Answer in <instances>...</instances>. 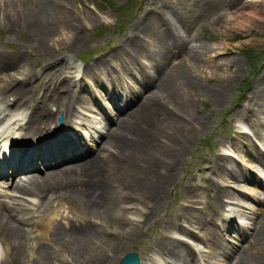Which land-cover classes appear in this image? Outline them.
Masks as SVG:
<instances>
[{"label": "bare ground", "instance_id": "bare-ground-1", "mask_svg": "<svg viewBox=\"0 0 264 264\" xmlns=\"http://www.w3.org/2000/svg\"><path fill=\"white\" fill-rule=\"evenodd\" d=\"M156 2L141 7L113 50L89 61L81 69L67 62V66L44 74L35 85L26 86L31 79V67L38 60L52 62L78 49L82 40L79 24L70 10L59 11L55 0H34L28 6L23 2L0 1V18L3 17L8 26L26 29L34 39L17 57L0 52V124L13 112L23 113L20 120L12 123L18 126L20 133L10 138L8 152H0V178L7 180V188L20 193L4 191L8 200H0V264H62L65 261L117 264L122 254L132 249H126L125 243L131 239L142 241L140 236L151 228L152 236L144 240L142 252L138 253L139 264H196L200 258L198 251L182 237L206 244L207 257L219 253L218 257L226 261L236 254L238 262L234 264L245 263L246 249L238 243L227 245L220 231L250 238L249 244L254 246L264 243V220L256 221L257 225L253 224L247 233L242 224L230 220L234 212L223 215V197L236 199L237 196L228 189V183L242 180L235 174L234 158L224 151L204 158L214 178L208 176L202 187L206 193L210 190L214 193L215 209L210 212L198 203L203 193L189 181L180 203L169 214H162L165 190L173 184L175 167L187 148L176 144L168 133L180 114L187 110L189 99L185 88L192 86L195 77L180 71L166 76L158 72L159 67L166 66V57L171 54V45L178 41V36L171 24L158 17L156 21L150 19L152 5ZM259 2L242 4L238 10L249 7L248 14L262 17L264 12L260 15L261 10L257 8L264 5ZM226 3L229 9L241 4L237 0ZM60 28L64 33L59 34ZM175 47L179 50L186 47L185 55L190 60L198 57L194 46L188 48L180 42ZM229 53L225 45L214 51L215 57L222 60L216 67H234L237 72L241 64L239 60H231ZM142 59L149 63V69ZM78 74L82 76L78 78ZM70 76L74 78L73 86L80 78L93 81L94 86L89 85V88L87 83L93 97L104 94L111 100L112 111L117 115L110 119L100 110L105 120L102 128L109 122L112 126L96 137L95 142H99L95 152L81 143L82 133L73 128L80 125L92 128V121L86 123L87 119H81L77 123L74 120L79 112L75 106L90 107L85 106L89 102L80 94L84 88L87 90L86 84L79 83L73 89L63 83L62 80ZM126 79L134 86H128ZM225 94L222 87L212 86L205 95L215 107L221 104ZM119 97H123L122 104L116 106ZM52 106L54 111H51ZM262 111L264 115V64L255 76L242 109L232 110L233 121L247 120L249 126H255L250 135L264 146V116L259 117ZM59 115L61 122L56 119ZM232 130L234 132L235 126ZM243 140H248V133L240 131L233 142L229 140L227 144L232 148ZM245 156L255 169L252 179L256 187L264 193V178L256 175L258 171L264 173V152L253 143L252 149L245 150ZM64 163L69 164L62 166ZM29 169L37 172L24 174ZM216 177L219 179L214 182ZM22 195L29 197L27 202L31 204H25ZM70 196L83 204L76 213L79 219L67 216L68 221L63 226L62 221H56L54 209V216L44 219L51 200ZM251 198L264 206V196ZM129 208L138 212L140 219L127 217ZM108 210L117 216L106 218ZM25 213L36 214L37 222L32 215L24 218ZM259 213L263 216L264 208L260 207ZM102 222L105 225L100 228ZM24 224H31L33 231ZM194 226L202 233H196Z\"/></svg>", "mask_w": 264, "mask_h": 264}, {"label": "rangeland", "instance_id": "rangeland-1", "mask_svg": "<svg viewBox=\"0 0 264 264\" xmlns=\"http://www.w3.org/2000/svg\"><path fill=\"white\" fill-rule=\"evenodd\" d=\"M0 1L3 2L4 0ZM10 1L18 3L23 2L24 5L28 6L30 2L34 0ZM152 1L157 2L153 4L154 6L152 5L151 14L153 17L150 19L156 21L158 17L162 22L164 21L171 24L174 26L175 33L178 36V41L171 45L173 49L171 54H168L166 57V66L159 67L158 72L166 76L167 74L172 75L176 74V71H180L187 76L195 77L193 78L192 86L185 88V94L189 99L187 110L183 112V114H180L173 130L168 133L169 137L173 139L176 144L186 145L187 148L175 167L173 184L165 190L166 202L163 205L162 214H169L180 203L185 194L184 186L189 183V181L194 184V188L199 189L203 193L200 199H198V203L204 205L210 212L213 208L215 209L216 198L214 197V193L211 190L206 193L202 187V185H206L204 180L207 179L208 176L214 178L207 170L208 166L207 163L204 162V158L215 157V154L224 151L234 158L233 165H238H236V167L233 166L235 174L242 180H233L232 183H228V189L237 196H235L236 199L223 197V215L225 216V213L230 215V213L234 212L230 220H234L238 225L242 224V229L248 233L252 229L253 224L257 225L256 221L264 220V215L261 216L259 213V208H264V206H261L251 198V196H260L261 198L264 196V193L258 190L255 185V180L252 179L253 174L255 175V169L252 166L250 158L245 156V150L252 149V144L254 143L256 147L264 152V146L250 135L251 128L255 126H249L247 120H243L242 123L233 121L234 116L232 110L242 109L245 104V99L248 96V91L252 88L255 76L264 64V15L259 17V15H253V13H251V15L248 14L247 12L251 10L248 9L249 7L241 11L238 10L240 7L242 8V4L252 3L254 0H237L238 2L240 1L241 4L231 9L226 6V1L232 2L234 0H55V2H57L55 5L59 11L69 12L70 10V13L74 15L79 24L78 29L82 40L79 42L78 49L70 53L68 55L69 57L62 56L52 62L38 60L36 64L31 67L32 72L29 76L31 79L27 81L26 86L35 85L40 82L44 74L60 66H67V62H73V64L77 66L76 68L81 69L83 66L87 65L89 61L95 60L109 50L116 48L118 40L124 35L127 27L134 21L139 11L142 9L141 7L146 3H152ZM259 1L264 5V0ZM257 9L261 10L260 15H262L264 6L258 7ZM229 11L233 13L229 15ZM156 26L158 28V24H156L155 27ZM60 33L62 34L64 31L62 30L59 34ZM62 36L65 35L63 34ZM180 42H184L188 48L194 46V49L196 48L197 50L198 57L190 60L185 55L186 47L182 50L175 47L177 44L179 45ZM33 43L34 39L31 38V35L26 29H20L17 26L11 25L8 26L5 20H3V17L0 18L1 53H7L9 56L17 57L21 49H28ZM222 45H225L230 50L227 56H229L231 60H239L241 68H239L237 72L234 71V67L229 69L216 67V63L222 60L215 57L214 51ZM28 56L30 58L32 57L29 53ZM250 56L252 57L251 61L249 59ZM141 61H143L147 69L150 68L147 61L144 59ZM252 61L254 62L253 65L251 64ZM150 72H152V70H150ZM81 76V74H78V78ZM73 79L74 78L70 76L62 81L73 89H75L79 83L86 84L87 90L84 88L80 94L87 99L86 102H89L86 103L85 106L90 107L75 106L79 111V118L75 117L74 120L77 123L81 122V119H87L86 123H88V120L92 121V128L83 127V125L74 126L73 128L74 131L82 133V138H80L82 141L81 143L87 148L90 147L92 152H95L99 142H95L96 137L101 133L100 131L105 132L112 126V122H109V125L102 128L105 120L102 119V112L100 110H104L105 114L110 117V119L111 117L114 119L117 115L112 111L113 104L111 100L104 94L101 96L98 93L97 97H93L94 93H91V90L88 89L89 85L94 86L93 81H90L88 78H80L79 83L73 86ZM126 81L128 82V86H134L128 79H126ZM212 86L217 88L222 87L226 91V94L222 97L221 104L215 107L211 101H208L209 99L205 95L206 91ZM122 98L123 97H119L117 99L116 106L122 104ZM54 110L55 107L52 106L51 111ZM22 116L23 113L20 112H13L11 115L6 116V120L2 122L4 128L0 129V141L5 138L9 132H14L16 135L20 132V130L17 129V125L12 123L16 119L20 120ZM260 116H264L263 111L260 112L259 117ZM59 118L63 121L61 115L56 117L57 121ZM232 126H235L234 132ZM236 131L238 133L240 131L248 133V140L237 142L236 147L230 148L227 141L231 140L233 142L235 134L237 133ZM67 164L69 163H64L62 166ZM29 171L35 172L34 169H29ZM25 174L28 173L26 172ZM256 175H260L264 178L263 172L258 171ZM216 179L219 178L216 177L214 182H216ZM3 182H5V179H0V200H8L4 191L12 194L16 193L17 195L20 194L7 188V182ZM240 192H244L246 195L243 196ZM7 195L9 197V194ZM22 197L25 198L24 195H22ZM27 199H29L27 196L23 199L25 204H31L27 202ZM33 202H35V200ZM50 205L51 208L48 210L44 219H49L57 213V215H55L56 221H62L63 226L68 221L67 216L79 219L76 213L78 209H81V205L83 208V204L76 197L71 196L51 200ZM127 210V217L140 219L139 215L136 214L138 212H135L133 208ZM120 214L121 210L118 215ZM23 215L24 218L32 215L34 222L38 220L34 213H25ZM116 216L117 215L113 216L109 210L105 213L106 218L113 219ZM91 219L93 220L94 218ZM102 224L103 227L105 225L102 222L99 224L100 228H102ZM23 226L32 231L34 229H32L31 224H24ZM215 227L216 226H213V228L217 230ZM153 228H155V225H153ZM151 229L149 231L146 229V231H144L146 233L140 236V238L143 239L142 241L131 239L125 243V248L128 249L132 247L129 252L141 253L144 240H148V238L152 236ZM192 229L196 231V233H202L201 229L196 227ZM220 234L225 237L224 242L227 245L236 246V243H238L239 246L246 249L245 263L242 264L264 263V243L254 246L249 244L250 238L243 239L240 236L238 237L234 232L229 235L220 231ZM182 238L189 241L191 246L198 251L200 258L196 261V264H228L229 262L234 264L237 261L236 254L229 256L226 261H222L224 257H218L219 253L216 254L217 256L214 254L212 257H207L209 249L206 244L184 237ZM194 254L197 256V253L194 252ZM1 256L2 254L0 252V257ZM218 258L221 259V261H218ZM195 259H197V257ZM62 264L71 263L65 261Z\"/></svg>", "mask_w": 264, "mask_h": 264}, {"label": "water", "instance_id": "water-1", "mask_svg": "<svg viewBox=\"0 0 264 264\" xmlns=\"http://www.w3.org/2000/svg\"><path fill=\"white\" fill-rule=\"evenodd\" d=\"M118 264H138V256L135 252H126Z\"/></svg>", "mask_w": 264, "mask_h": 264}, {"label": "trees", "instance_id": "trees-1", "mask_svg": "<svg viewBox=\"0 0 264 264\" xmlns=\"http://www.w3.org/2000/svg\"><path fill=\"white\" fill-rule=\"evenodd\" d=\"M249 59H250V61H251V60H252V57L250 56V57H249ZM251 64L253 65V64H254V62L252 61V63H251Z\"/></svg>", "mask_w": 264, "mask_h": 264}]
</instances>
